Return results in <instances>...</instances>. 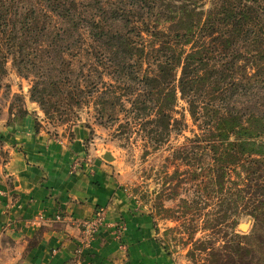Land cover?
<instances>
[{
  "label": "trees",
  "instance_id": "trees-1",
  "mask_svg": "<svg viewBox=\"0 0 264 264\" xmlns=\"http://www.w3.org/2000/svg\"><path fill=\"white\" fill-rule=\"evenodd\" d=\"M32 1L0 0L7 17L0 13V57L5 63L7 53L14 59L36 53L39 67L33 72L23 66L24 77L33 75L31 98L44 115L66 122L82 108L84 94L98 92L91 73L78 72L72 80L74 62L64 60L62 52V39L72 31L94 43L105 41L113 55L98 61L102 72L136 84L119 99L112 93L120 112L123 97L136 117L157 110L148 121L157 127L150 137L154 150L183 127L172 116L177 94L189 103L199 98L202 113L193 114V122L200 121L201 135L192 147L175 150L171 174L158 173L156 214L179 223L175 231L183 241L178 242L189 247L192 264H264V0H212L207 10L206 0ZM97 64L89 67L100 77ZM95 95L96 114L113 116L111 99ZM230 137L234 143L224 147ZM200 142L209 146L198 155ZM222 160L247 166L244 188L226 187ZM189 183L192 198H177ZM163 199L177 203L166 208ZM240 215L253 219L247 235L235 232ZM148 216L157 234L155 217ZM158 242L168 255L175 252Z\"/></svg>",
  "mask_w": 264,
  "mask_h": 264
},
{
  "label": "crops",
  "instance_id": "crops-1",
  "mask_svg": "<svg viewBox=\"0 0 264 264\" xmlns=\"http://www.w3.org/2000/svg\"><path fill=\"white\" fill-rule=\"evenodd\" d=\"M78 142L51 140L29 116L0 122V264H174L152 219L130 213L114 168ZM100 208L105 221L87 247L82 222ZM119 222L125 230L115 241Z\"/></svg>",
  "mask_w": 264,
  "mask_h": 264
},
{
  "label": "rangeland",
  "instance_id": "rangeland-1",
  "mask_svg": "<svg viewBox=\"0 0 264 264\" xmlns=\"http://www.w3.org/2000/svg\"><path fill=\"white\" fill-rule=\"evenodd\" d=\"M211 1L206 0L205 10L209 9ZM32 3H35V0ZM19 6H21V3H19ZM14 8L15 6H11V10ZM0 13L7 18L5 9H1ZM82 33L84 35V32ZM71 36L62 39L65 40L62 42V52L64 60L74 62L76 73L72 75V80L78 76V72H83V74L87 75L91 73V80L98 84V92L90 88L88 91L93 92L84 94L82 108L78 110L75 116L71 115L68 121H52L44 115L39 104L31 98V87L34 81L33 75L28 74V77H24L27 73L23 69V66L33 70V72L39 67L36 53L30 52L29 58L17 56L15 59L7 53L5 63L2 57H0V122L10 125L25 116H29L34 121V130L42 132L53 141L68 143L74 139H78L79 145L81 144L82 148L84 147L88 156H92V160H101L114 168V175L119 180L121 190L126 196L131 198L130 213L147 216L152 213L154 215L159 231V237L156 239L164 240L170 249L175 251L170 256L173 263L192 264L186 257L189 247H184L178 242L179 239L182 240L183 238V234L175 231L179 227V223L162 219L166 214H156L158 212L156 209L158 203L156 198L159 187L156 183L158 181L155 180L158 173L168 171L171 174L173 172L174 164L177 163L172 161L175 150L192 147V140L195 136L201 135V131L198 129L200 121L197 123L193 122V114L199 115L202 113L203 105L201 100L195 98L189 103L182 100L180 95L177 94L172 116L177 120L181 119L183 127L179 132H172L168 142L159 149L154 150L152 148L153 141H151L152 139L150 140V137L154 138V131L157 127L156 124L153 122L148 123V121L155 120L157 110L149 111L148 114L150 115L148 117L143 115L136 117V112H130V103L126 101L128 97H123L121 102L122 106H125V109L120 112L122 107L117 105V101L111 96L112 93L119 99L120 95H126L131 91V88H136V84L131 80L120 83L117 81L116 76H108L106 72H102L101 65L98 66L97 64L98 61L102 58L109 59L111 58L110 54H112L105 41L94 43L85 35L79 38L74 31H72ZM76 39L80 42H74ZM46 45L47 43L42 47L47 49ZM67 48L69 49L67 50ZM2 49L6 52L4 46ZM92 63L97 64L96 70L101 72L100 77H97L95 71H90L89 64ZM18 64L21 65V73L20 69L18 70ZM119 87L121 90L118 89ZM91 94H93V97L96 94L97 96L110 98L111 103L116 107L115 114L111 117L107 115L104 117L98 116L94 105L97 100ZM160 126V130H163L164 124L160 123ZM262 141H264V138ZM229 143H234L233 137L229 138V142L224 147ZM206 146H209L208 143L200 142L197 147H202V149L197 148L195 152L200 155L204 152V147ZM224 147L222 148L224 149ZM209 151L210 148L208 147L207 152ZM105 155L109 156V160L105 158ZM219 158L220 155L217 156V160ZM78 163L80 162L76 158L72 159L70 163L72 172L77 169ZM221 163L227 169L225 178L226 187H231L236 183L238 184L237 188H244L247 166L243 161L236 160L228 163L226 160H222ZM185 168L182 165L180 170ZM201 180L203 178H199L193 184H198ZM190 184L192 183L184 186L188 191L184 189L180 190L179 197L177 198H192L194 189ZM143 197L147 200V203L142 200ZM176 203L177 201L163 202L166 208L173 207ZM122 224V222H119L111 226V228H114L113 239L115 241L120 239L118 235L122 228L120 225ZM252 225L253 219L251 217L240 215L235 232L247 235L250 233ZM202 235V233H199L197 237Z\"/></svg>",
  "mask_w": 264,
  "mask_h": 264
},
{
  "label": "built area",
  "instance_id": "built-area-1",
  "mask_svg": "<svg viewBox=\"0 0 264 264\" xmlns=\"http://www.w3.org/2000/svg\"><path fill=\"white\" fill-rule=\"evenodd\" d=\"M54 219L60 220V217L56 216ZM104 221H105V212L102 208H100L94 213V215L90 219L84 220L82 222V225L85 228V233H86L85 245L87 247H89L91 242L94 240L95 235L97 234L100 227L103 226ZM120 227L122 228L120 230L118 237L125 230L124 224L120 225ZM73 264H91V263L86 262L81 258H78Z\"/></svg>",
  "mask_w": 264,
  "mask_h": 264
},
{
  "label": "water",
  "instance_id": "water-1",
  "mask_svg": "<svg viewBox=\"0 0 264 264\" xmlns=\"http://www.w3.org/2000/svg\"><path fill=\"white\" fill-rule=\"evenodd\" d=\"M105 158H106L107 160H109V156H108V155H105Z\"/></svg>",
  "mask_w": 264,
  "mask_h": 264
}]
</instances>
